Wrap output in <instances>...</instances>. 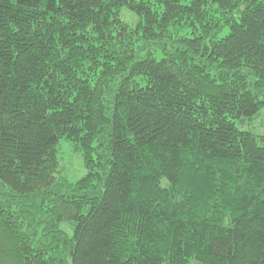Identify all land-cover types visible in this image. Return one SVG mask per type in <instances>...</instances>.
I'll list each match as a JSON object with an SVG mask.
<instances>
[{"label": "trees", "instance_id": "obj_1", "mask_svg": "<svg viewBox=\"0 0 264 264\" xmlns=\"http://www.w3.org/2000/svg\"><path fill=\"white\" fill-rule=\"evenodd\" d=\"M263 109L264 0H0V264H264Z\"/></svg>", "mask_w": 264, "mask_h": 264}, {"label": "rangeland", "instance_id": "obj_2", "mask_svg": "<svg viewBox=\"0 0 264 264\" xmlns=\"http://www.w3.org/2000/svg\"><path fill=\"white\" fill-rule=\"evenodd\" d=\"M123 20L136 27L138 18L132 14L128 9L122 11ZM157 57H161L158 52ZM238 127L243 131H250L260 139L261 145L264 146V109L254 118L246 120L243 124L238 123ZM58 159H59V179H65L69 183H76L87 174L84 163L83 153L77 149V146L67 140H61L58 146ZM65 230L71 235L72 230L68 225L63 226ZM190 264H199L192 260Z\"/></svg>", "mask_w": 264, "mask_h": 264}]
</instances>
